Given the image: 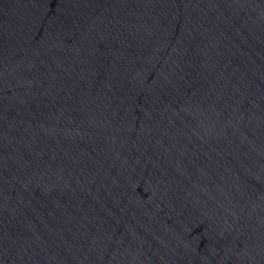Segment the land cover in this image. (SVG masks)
Instances as JSON below:
<instances>
[{
	"label": "water",
	"instance_id": "obj_1",
	"mask_svg": "<svg viewBox=\"0 0 264 264\" xmlns=\"http://www.w3.org/2000/svg\"><path fill=\"white\" fill-rule=\"evenodd\" d=\"M0 264H264V0H0Z\"/></svg>",
	"mask_w": 264,
	"mask_h": 264
}]
</instances>
